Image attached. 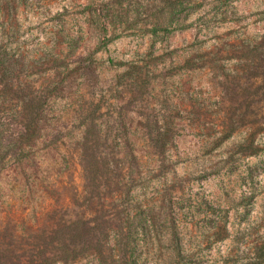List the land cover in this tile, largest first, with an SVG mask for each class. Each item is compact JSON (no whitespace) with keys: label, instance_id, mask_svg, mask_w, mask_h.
Masks as SVG:
<instances>
[{"label":"rangeland","instance_id":"rangeland-1","mask_svg":"<svg viewBox=\"0 0 264 264\" xmlns=\"http://www.w3.org/2000/svg\"><path fill=\"white\" fill-rule=\"evenodd\" d=\"M226 1L192 13L188 0L168 16L165 0H0V152L9 157L0 246L9 261L45 247L67 264L63 231L73 217L113 211L116 166L133 169L143 186L134 195H153L163 169L211 198H239L250 178L264 199V0ZM205 13L222 21L204 26ZM34 120L25 156H10Z\"/></svg>","mask_w":264,"mask_h":264},{"label":"trees","instance_id":"trees-1","mask_svg":"<svg viewBox=\"0 0 264 264\" xmlns=\"http://www.w3.org/2000/svg\"><path fill=\"white\" fill-rule=\"evenodd\" d=\"M187 1L165 0L168 16L177 5L185 11ZM191 1L194 2L192 13L201 12L209 2L215 1L219 7L227 2ZM218 18L205 13L199 23L207 26L213 19L221 22ZM172 24L167 23L163 28L171 30ZM188 27L178 25V28ZM39 102L44 100L40 98ZM33 124L35 120L27 126L19 145L11 144L20 147V151L10 156L16 159L25 156L27 143L36 139L30 131ZM130 156L132 162L138 160L135 154ZM8 160L7 151L0 152V171ZM90 164L88 161L87 170L93 177L97 171ZM115 170L120 189L106 206L113 211L106 209L92 219L80 216L69 221L63 231L69 242L62 257L65 263L92 257L95 264H264V199L257 201L263 187L250 178L242 183L245 189L239 198L223 193L211 198L202 190H195L197 183L169 180L162 169L163 173L158 175L159 189L153 195H148L147 187L143 194L134 195L133 188L143 186L136 183L133 169L116 166ZM163 177L166 178L161 183ZM131 182L136 184L130 186ZM98 186L93 183L92 193ZM60 235L55 233L54 239ZM1 236L0 232V241ZM3 248L0 246V264H16L7 259L8 249ZM32 256L33 259L21 264H54L45 247L38 248Z\"/></svg>","mask_w":264,"mask_h":264}]
</instances>
